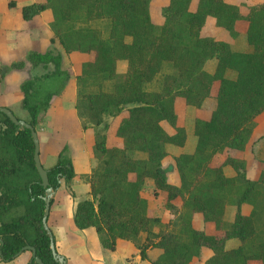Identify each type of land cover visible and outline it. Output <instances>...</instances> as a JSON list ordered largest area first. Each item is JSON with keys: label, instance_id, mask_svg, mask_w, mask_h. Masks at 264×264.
<instances>
[{"label": "trees", "instance_id": "1", "mask_svg": "<svg viewBox=\"0 0 264 264\" xmlns=\"http://www.w3.org/2000/svg\"><path fill=\"white\" fill-rule=\"evenodd\" d=\"M152 1L35 0L22 5L20 15L27 23L50 11V47L1 65L0 81L29 63L33 74L19 84L20 104L24 120L36 130L51 100L74 77L75 109L82 128L94 130L96 164L86 175L90 197L77 202L73 221L78 229L93 227L104 250H115L117 239H125L141 258L148 248H160L151 264H190L203 248L212 251L203 264H264V146L256 179L247 177L244 156L256 121L264 117V1L165 0L158 21ZM14 6L10 0L8 7ZM221 28L232 38L243 32L250 50L233 49L216 38ZM60 48L88 58L73 74ZM210 60L212 71L205 68ZM119 61L126 63L123 72L117 71ZM177 98L196 109L195 146L174 156L179 184H173L162 160L166 145L186 141L184 106L176 110ZM206 99L213 105L202 117ZM108 118L117 120L112 134ZM33 151L30 130H18L0 112V262L12 261L31 245L44 264H57L42 226L44 188ZM226 166L233 175L225 174ZM46 170L54 190L60 179L76 176L67 144ZM146 179L153 181L155 195L162 194L166 221L142 195ZM243 204L250 207L247 213ZM228 206L235 207L231 222L225 220ZM196 213L213 232L195 227ZM230 240L236 244L227 246ZM27 264L37 263L31 257Z\"/></svg>", "mask_w": 264, "mask_h": 264}, {"label": "crops", "instance_id": "2", "mask_svg": "<svg viewBox=\"0 0 264 264\" xmlns=\"http://www.w3.org/2000/svg\"><path fill=\"white\" fill-rule=\"evenodd\" d=\"M14 1L15 6L13 8H8L3 13L0 11V50L11 47L15 48L18 52H22L23 46L25 45L26 50L24 51L25 53L23 54V58L29 50H36L40 52L47 50L50 46L49 39L52 36V32L49 28V22L51 20L50 11L45 10L41 12L39 17L36 19L42 20V24H38L39 28L37 31H32L27 27L26 31H28V33L25 41L26 43L24 44V41L20 42L17 38L19 35H21L20 32L22 31V27L25 25L24 23L27 22L24 20L20 22L18 20V24L15 25L13 23V16L15 14L16 18L18 19L17 13H20V7L27 3L18 5L17 0ZM32 1L35 0H27L29 3ZM42 30L43 34L40 32ZM65 54L66 53L63 52V56H65ZM67 55L71 57H83L81 61L87 60L86 53L72 52ZM213 67L214 63L211 69L207 70L212 71ZM21 82L22 80L17 84L15 83L14 88H11L8 86V79L5 78L2 83V85H5V89L0 91V105L7 106L9 108L14 106L18 109L19 106L16 103V100L20 99L21 102L22 94L19 89V84ZM75 100V79L70 78L62 93L55 96L51 100V103L44 114V116H51L49 130L47 132L45 131L46 136L41 135L39 132L37 134L39 139V157L43 167H51L55 163L59 151L65 144H67L69 147V154L73 168L76 173V176L69 181L65 182L64 179H60V186L55 191V195L50 205L49 214L47 217V225L54 235L55 249L58 253L65 257L66 264H128L129 261H134L135 264H151L150 260L161 254L162 251L160 248H148L146 250V258H141L138 250L131 241L117 239L115 250L106 251L101 247L98 235L93 227L78 229L74 224L73 213L75 211L77 202L84 198L90 197V188L89 183L86 180V175L90 173L92 167L96 164V160L93 155L94 130L90 127L85 129L82 128L75 109ZM184 111L186 112L185 120H183L186 130L185 144L183 146H173L169 144L166 145L167 155L162 160V166L165 168L167 167L168 169L167 180L173 184H179V176L174 166V156L183 152H191L195 146V136L191 140L189 139V136L190 132H193L196 109L194 106L186 105L184 106ZM44 116L43 119L46 118H44ZM43 123L41 122L40 124L42 125ZM164 123L166 122H162L163 126ZM112 124L113 127L111 126L109 130L111 134L114 132L117 120L113 121ZM255 128L258 127L255 125L254 129ZM168 132H172L171 127L170 131L168 130ZM257 133L259 132L257 131ZM253 135L254 130L252 134V142L258 138H254ZM263 139L264 138H261L259 140L262 141ZM244 156L246 158V150ZM169 159L171 162H169ZM224 172L229 176L234 174L233 169L229 166L224 168ZM259 173L260 170H258V174L255 178L251 177L250 179H256ZM246 174L249 178V173L247 172ZM146 186L150 188L152 196L156 197L160 202V205L157 209L153 210L150 207L149 197L143 193ZM144 189L142 191V195L147 199L149 207L153 213L161 217L163 221H166L169 217V212L163 209L161 206L162 194H154V185L151 179H146ZM71 191L74 194L73 196L71 195ZM245 205L246 204H243L241 209H244ZM234 213L235 207L228 206L225 212V220L231 222ZM193 221L196 228L213 232V229L210 225L203 223L201 214L196 213L193 217ZM198 221H201L200 224ZM235 244L236 242H227V246H232ZM211 254V249L203 248L200 255L193 258L190 264H203L204 260ZM31 257V252L26 250L21 252L12 261L0 262V264H27Z\"/></svg>", "mask_w": 264, "mask_h": 264}, {"label": "rangeland", "instance_id": "3", "mask_svg": "<svg viewBox=\"0 0 264 264\" xmlns=\"http://www.w3.org/2000/svg\"><path fill=\"white\" fill-rule=\"evenodd\" d=\"M10 0H0V11L3 13L5 12L6 9H11L13 7H8V2ZM164 1L165 0H153L152 1V11H153V14H157L156 15V20H160L161 19V15H160V7L162 4H164ZM235 1H239V2H245V3H255V2H260V1H264V0H235ZM17 3L18 5H22L24 3H29L27 2V0H17ZM15 12V10H14ZM17 16H18V19L16 18V15L14 14L13 16V23L15 25L18 24V20L20 22L23 21V19L21 18V15L20 13H17ZM155 18V17H154ZM42 20H36L34 22H31V23H24L25 25L22 27V31L20 32L21 35H19V37L17 38L20 42H23L24 41V44L26 43V37H27V33L28 31H26L27 27L30 28L32 31H37V29L39 28V23H41ZM42 24V23H41ZM24 28V29H23ZM24 31V32H23ZM41 34H43V30L40 31ZM22 36V37H21ZM214 36L217 37L218 39H223L225 41H228L230 44H231V47L233 49H236V50H250V46L248 45V43L246 42V39H245V34L244 33H241L240 35H238L237 37L235 38H232L228 31L221 28L219 29L218 32H214ZM21 37V38H20ZM50 47V46H49ZM26 50V46L24 45L23 46V49H22V52H18L15 48H11V47H8L4 50H0V67L1 65H8L10 64L11 62H14V61H19V60H23V54L25 53L24 51ZM69 54V53H68ZM75 56V55H74ZM87 58H88V55H87ZM83 59V57H71L67 54H65L64 56V63L65 65L69 66V68L71 69V71L74 73L77 72V64L79 62H82L81 60ZM213 66V60H210L208 61L206 64H205V68L206 69H211V67ZM126 70V63L124 61H119L117 63V71L118 72H123ZM37 73H40L42 72V69L41 68H38L37 70ZM33 74V71L31 70L30 66H29V63L25 62V67L21 70H14V71H10L8 72L4 78L2 79V81H0V91H3V89H5V85H2L3 81L5 80V78L8 79V86H10L11 88H14L15 87V83L17 84L19 81H23L27 78H30L31 75ZM8 76V77H7ZM71 78L74 79L73 76H71ZM7 87V85H6ZM15 91V90H14ZM16 103L18 104V109L17 107L15 108L14 106H12L10 109L12 110V112L18 116L19 118L21 119H25L26 118V112L21 108V104H20V99L19 100H16ZM182 104V106H184V103L182 101L181 98H177L176 100V110L178 111V107ZM213 105V102L211 99H206L204 102H203V105L201 107V116L203 117L204 115H207L209 114V110L210 108L212 107ZM46 117V118H45ZM50 115L48 116H44L45 119H42V125L39 124L36 128V132L38 134V132L41 134V135H45V131L47 132L49 130V126H50ZM185 117H186V112L183 111V120H185ZM262 117V116H261ZM80 120V119H79ZM109 124H110V128L111 126L113 127V124H112V119L111 118H108L107 119ZM81 122V121H80ZM256 127L258 128H255L254 129V138L258 137L257 140L251 142V144L248 146V148L246 149V158L248 159V168H247V172L249 173V178L251 177H256L257 174H258V170H260V159L263 155V143H264V139L262 141H260L259 139L264 136V117H262L260 120L256 121L255 123ZM164 126H165V129L168 131H170V127L164 123ZM91 128V127H90ZM260 128V129H259ZM260 130V131H259ZM257 131L259 133H257ZM261 133V134H260ZM261 135V136H260ZM192 138H194V135H193V132L191 131L190 132V136H189V139L191 140ZM188 139V141H189ZM259 141V142H257ZM113 144L116 143L115 139L113 140L112 142ZM69 149V147H68ZM169 162L170 159H169ZM167 168V167H166ZM147 197H149V200H150V207L154 210V209H157L160 205V202L159 200L156 198V197H153L152 194H151V191H150V188L149 187H145L144 189V192H143ZM249 206L248 205H245L244 209H242V212L243 213H247L249 211ZM18 211L17 210H14L11 214H15L17 213ZM199 224L201 221H198ZM230 242H235V240H230ZM195 264H198V263H195Z\"/></svg>", "mask_w": 264, "mask_h": 264}, {"label": "water", "instance_id": "4", "mask_svg": "<svg viewBox=\"0 0 264 264\" xmlns=\"http://www.w3.org/2000/svg\"><path fill=\"white\" fill-rule=\"evenodd\" d=\"M0 112L6 115L12 123H14L17 127L18 130H24V129H29L31 133V138L32 142L34 144V151H33V161H34V166L36 168V171L40 177V184L44 188V195L42 196L43 202H44V209H43V215H42V226L43 229L45 230L46 234L48 235L50 239V250L53 256V259L57 262V264H66V259L65 257L58 253L55 249V244L53 242V236L50 228L47 225V217L49 214V209L51 202L53 200V197L55 195V191L50 185L48 181V176H47V170L46 168L43 167L40 157H39V139L36 130L32 125H30L28 122H26L24 119H19L17 116L12 112V110L4 105H0ZM2 240L0 239V243ZM29 250L31 252L32 257H34V261L37 264H44L42 260L36 256V250L33 246L31 245H25L21 248V252Z\"/></svg>", "mask_w": 264, "mask_h": 264}, {"label": "built area", "instance_id": "5", "mask_svg": "<svg viewBox=\"0 0 264 264\" xmlns=\"http://www.w3.org/2000/svg\"><path fill=\"white\" fill-rule=\"evenodd\" d=\"M128 264H135V262L134 261H129Z\"/></svg>", "mask_w": 264, "mask_h": 264}]
</instances>
